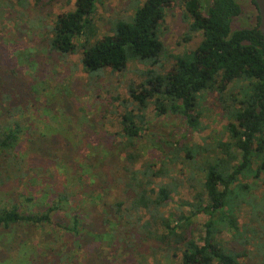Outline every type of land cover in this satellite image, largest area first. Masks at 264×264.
I'll return each instance as SVG.
<instances>
[{
    "label": "trees",
    "instance_id": "1",
    "mask_svg": "<svg viewBox=\"0 0 264 264\" xmlns=\"http://www.w3.org/2000/svg\"><path fill=\"white\" fill-rule=\"evenodd\" d=\"M97 1L75 0L73 10L57 15L47 43L56 63L79 49L80 62L90 79L100 77L107 68L123 71L131 60L147 67L141 72V85L137 89L129 87L130 101L118 95L110 97L126 106L119 129L112 134V146L103 145V150H98L96 155L101 154V160L84 155L79 158V179L85 177L92 183L95 172L108 173L106 155L112 149L116 151L109 164L119 175L116 190L112 192L107 187L115 198L109 204L102 201L101 207L94 204L85 213H78L73 196L54 187L45 207L36 212L22 211L16 201L1 206L0 228L20 224L60 226V221L54 220L53 224V218L67 210L68 222L60 228L69 241L65 240V254L63 249L58 253L62 258L80 253V264H115L116 253H120L118 264H145L136 256L145 259L149 250L161 252L172 264H247L250 259L264 264V187L257 192L256 183L264 174V43L257 30L259 14L254 26L232 29L233 19L242 12L236 0H209L205 4L200 0H144L132 14L109 23L111 34L98 37L92 19ZM176 4L183 6L188 19L184 40L189 41L198 32L201 40L195 48L175 56L174 66L163 73L165 47L159 38V27L166 10ZM3 48L0 178L5 181L18 175L20 185L27 172L22 167L24 155L16 144L22 132L36 134L22 124L29 107L14 104L10 87L17 68L15 58L9 59ZM2 55L9 60L1 59ZM27 89L23 91L28 95L29 90L37 92L34 86ZM208 92L216 95L221 115L227 120L224 130L229 139L217 137L210 142L204 138L201 144L189 146L177 139H160L152 144L145 138L158 150L136 166L139 143L149 129L145 118L148 107L152 105L159 116H180L187 128L200 131L201 113L196 109ZM58 129L52 127L32 139L35 153L44 154L47 160L42 174L48 172L49 166L66 163L59 162L58 155L50 157L45 153L54 137H62ZM45 139L48 145L43 144ZM177 169L179 175L174 174ZM33 176L40 175L33 173L28 179ZM184 182L193 190L192 200L179 202L180 213L165 216L163 209ZM85 197L93 201L92 195ZM98 197L102 200V191ZM32 198L29 195L24 201ZM242 207L248 208L243 223L239 221ZM198 216L207 218L200 229L196 226ZM224 232L229 241L220 239ZM147 243L152 244V249L146 248ZM106 246L112 252L111 259L104 251ZM178 257L179 262H174Z\"/></svg>",
    "mask_w": 264,
    "mask_h": 264
},
{
    "label": "rangeland",
    "instance_id": "2",
    "mask_svg": "<svg viewBox=\"0 0 264 264\" xmlns=\"http://www.w3.org/2000/svg\"><path fill=\"white\" fill-rule=\"evenodd\" d=\"M74 1L0 0V49L4 47L3 50L9 59L15 58L17 68V75L12 77L14 85L10 87L16 101L14 104L24 108L29 107L22 124L25 127L29 126L32 133L34 131L36 135L49 131L52 127H59L56 131H59L62 137H54L52 144L49 145L45 139L43 144L48 145L45 150L48 156L58 155L59 162H66L64 166H49L48 172L42 174V169L47 168L43 165L47 160L44 154H36L34 151L32 139L36 135L28 136L27 132H22L16 146L18 152L24 155L22 167L26 169L27 175L22 176L20 185H18V175H11L5 181H1L0 178V207L9 206L16 201L20 203L22 211L36 212L45 207L48 197L53 195L54 187L60 191L65 190L73 196L74 210L78 213H85L86 208L94 204L101 207L102 201L109 204L115 198V193L112 194V192L116 190L115 183L119 175L111 169L112 165L109 164L113 163L116 151L112 149L110 154L106 155L108 173L104 172V175L95 172L92 183H89L90 181L85 177L79 179L81 166L79 158L84 155L92 159L97 157L96 153L99 149L103 150V145L112 146V134L119 129L121 115L126 106L118 101H112L110 97L118 95L120 99L130 101L129 87L137 89L141 85L143 81L141 72L147 67L136 60H131L123 71L112 72L107 68L100 77L90 79L80 62L79 49L56 63L48 51L47 41L51 36V27L57 15L74 9ZM143 1L98 0L92 15L97 36L111 34L109 23L116 18L132 14L134 7L141 5ZM200 1L205 4L209 0ZM236 1L241 6L242 12L233 19L231 28L254 26L258 11L252 0ZM187 20L181 4H176L165 12L164 21L158 33L165 47L162 58L163 73L174 66L175 56L195 48L201 40L200 32L194 34L189 41L184 40ZM1 59L9 60L4 59V55ZM29 85L34 86L37 92L29 90V95L25 93L23 90L29 89ZM196 111L201 113L200 131L187 128L184 119L180 116L170 114L159 116L150 105L145 112L149 129L139 143L140 158L136 161V166L139 167L145 162L146 157L155 154L158 150L151 144H147L145 138L152 144L160 139H177L182 143L187 142L189 146L194 143L201 144L204 138L210 142H214L217 137L229 139L228 133L224 130L227 120L221 115L215 93H204ZM57 115H61V118H57ZM160 153L161 151L156 152L157 157ZM101 156L100 154L97 159L101 160ZM118 163L119 161L116 165ZM33 173H38L40 176L28 179V176L31 177ZM174 174L179 175V170L177 169ZM2 183L5 184L2 185ZM256 183L258 192L264 187V174H261V180ZM83 184L87 186L82 187ZM108 185L112 189L111 193L107 188ZM99 191H102V200H99ZM85 192L87 195H92L94 202L89 197H85L87 196L84 195ZM29 195L33 198L25 202V197ZM192 195V188L188 182H184L177 193L171 195L172 201L163 209L165 216L170 213H180L182 207H177L179 202L191 201ZM82 197L86 200L83 201ZM65 205L64 207H67ZM183 210L185 211L186 207H183ZM247 213L248 208L242 207L239 215L240 222H246ZM66 214L67 210H63L53 218V224L54 220L60 221V226L20 224L11 226L9 229L0 228V264H80V253L67 254L66 258H62L58 253L60 249H63L65 254V244H68L65 240L69 238L60 228L68 222ZM206 219L205 216L197 217L198 229L202 227ZM220 239L229 241V236L224 232ZM145 246L148 250L152 249V244L147 243ZM104 251L111 259L112 252L109 247L106 246ZM118 254L120 255L116 253L114 257L115 261L117 259L115 264L121 261L117 258ZM136 258L144 261L145 264H172L171 259L164 257L161 252L153 253L151 250L148 251L145 259L139 256ZM179 260V257L175 258L174 262ZM247 264H256V262L250 259Z\"/></svg>",
    "mask_w": 264,
    "mask_h": 264
},
{
    "label": "water",
    "instance_id": "3",
    "mask_svg": "<svg viewBox=\"0 0 264 264\" xmlns=\"http://www.w3.org/2000/svg\"><path fill=\"white\" fill-rule=\"evenodd\" d=\"M254 2L256 4V8L260 17L257 30L261 33L262 41L264 43V0H254Z\"/></svg>",
    "mask_w": 264,
    "mask_h": 264
}]
</instances>
